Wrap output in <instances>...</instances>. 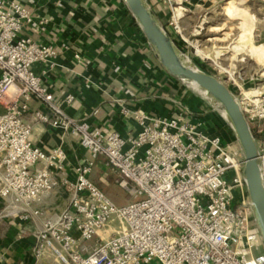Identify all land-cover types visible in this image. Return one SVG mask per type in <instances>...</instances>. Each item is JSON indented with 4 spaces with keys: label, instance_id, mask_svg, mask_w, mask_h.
Segmentation results:
<instances>
[{
    "label": "built area",
    "instance_id": "obj_1",
    "mask_svg": "<svg viewBox=\"0 0 264 264\" xmlns=\"http://www.w3.org/2000/svg\"><path fill=\"white\" fill-rule=\"evenodd\" d=\"M34 21L20 0H0V200L11 215L29 220L43 214L33 206L56 189L69 196L66 207L43 219L35 264H264L246 158L235 134L212 133L189 110L160 116L130 114L122 106L139 126L129 136L67 116L44 82L58 48L22 33L45 30L48 19L37 27ZM37 65L44 68L37 71ZM243 94L238 100L257 141L264 182V79ZM34 99L50 113L32 110ZM74 100L71 93L63 99ZM36 123L64 128L91 153L73 179L62 146L34 143ZM100 157L127 191V203L117 204L92 180Z\"/></svg>",
    "mask_w": 264,
    "mask_h": 264
},
{
    "label": "crops",
    "instance_id": "obj_2",
    "mask_svg": "<svg viewBox=\"0 0 264 264\" xmlns=\"http://www.w3.org/2000/svg\"><path fill=\"white\" fill-rule=\"evenodd\" d=\"M20 1L32 10L36 27L42 19H48L43 32L29 27L22 33L39 42L49 40L58 48L56 64L44 82L67 116L86 120L92 128H113L129 136L137 134L139 126L134 118L122 113V106L130 114L142 111L167 116L182 111L179 80L162 68L122 0ZM35 68L39 71L44 66ZM69 93L75 96L71 104L63 101ZM31 108L50 113L48 105L35 99ZM31 117V112L26 114V118ZM194 119L204 121L212 133L235 137L228 123L224 127L209 115ZM32 137L41 148L62 146L66 150L67 172L72 179L75 167L91 158L79 137L62 127L36 123ZM91 178L101 189L114 192L112 184L117 181L104 157L96 160ZM68 198L64 188L56 189L33 206L43 214L29 220L11 215L0 200V264H35V235L43 219L59 213L68 205Z\"/></svg>",
    "mask_w": 264,
    "mask_h": 264
},
{
    "label": "rangeland",
    "instance_id": "obj_3",
    "mask_svg": "<svg viewBox=\"0 0 264 264\" xmlns=\"http://www.w3.org/2000/svg\"><path fill=\"white\" fill-rule=\"evenodd\" d=\"M148 1L189 58L222 80L238 98L256 78L264 79V0ZM179 87L182 111H192L193 116L209 115L227 126L221 112L199 91L180 80ZM112 185V194L103 190L117 204L127 203V191L118 182ZM109 232L105 231V236Z\"/></svg>",
    "mask_w": 264,
    "mask_h": 264
},
{
    "label": "water",
    "instance_id": "obj_4",
    "mask_svg": "<svg viewBox=\"0 0 264 264\" xmlns=\"http://www.w3.org/2000/svg\"><path fill=\"white\" fill-rule=\"evenodd\" d=\"M122 1L143 32L162 68L173 78L189 86H197L199 92L221 112L233 130L246 158L244 176L257 226L264 240V182L258 145L238 97L222 80L204 71L189 58L148 0Z\"/></svg>",
    "mask_w": 264,
    "mask_h": 264
},
{
    "label": "bare ground",
    "instance_id": "obj_5",
    "mask_svg": "<svg viewBox=\"0 0 264 264\" xmlns=\"http://www.w3.org/2000/svg\"><path fill=\"white\" fill-rule=\"evenodd\" d=\"M193 89H195V90H197V91H199L198 90V88H197V86H195L194 84H192V86H191Z\"/></svg>",
    "mask_w": 264,
    "mask_h": 264
},
{
    "label": "trees",
    "instance_id": "obj_6",
    "mask_svg": "<svg viewBox=\"0 0 264 264\" xmlns=\"http://www.w3.org/2000/svg\"><path fill=\"white\" fill-rule=\"evenodd\" d=\"M166 29L169 31V32H171L167 27H166ZM180 46V45H179Z\"/></svg>",
    "mask_w": 264,
    "mask_h": 264
}]
</instances>
